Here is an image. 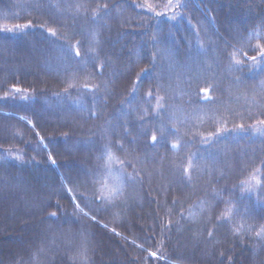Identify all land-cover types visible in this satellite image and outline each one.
Wrapping results in <instances>:
<instances>
[{
    "label": "trees",
    "instance_id": "1",
    "mask_svg": "<svg viewBox=\"0 0 264 264\" xmlns=\"http://www.w3.org/2000/svg\"><path fill=\"white\" fill-rule=\"evenodd\" d=\"M167 4L0 0V264H264V0Z\"/></svg>",
    "mask_w": 264,
    "mask_h": 264
},
{
    "label": "snow or ice",
    "instance_id": "2",
    "mask_svg": "<svg viewBox=\"0 0 264 264\" xmlns=\"http://www.w3.org/2000/svg\"><path fill=\"white\" fill-rule=\"evenodd\" d=\"M171 4H172V0H168L167 7H171ZM147 10H148V11H153L154 9H153L151 6H149V8H148ZM155 14L158 15V16H159V15H163V13H161V12H159V11H156ZM16 27H17V29L20 28L19 25H17ZM0 30L8 31V32L13 31V29H10V28H7V27H5L4 29H0ZM52 35H55V33H52ZM76 55L79 56V52H77ZM260 55H261L262 57H264V50L261 51ZM252 59H253V61H255V60H256V57H253ZM14 91H15V92H19L20 90H19V89H14ZM6 95H7V94H6ZM21 119H23V117H21ZM29 123H31V122H29ZM261 123H264V121H262ZM37 135H39V133H37ZM152 141H153V143L156 142V137H155V136L152 137ZM172 147H173V149H175V148H176V145H172ZM48 159H49L50 161H52V163H55V161H54V159H53V157H52L51 155H49ZM184 171L187 173V172H188V169L186 168ZM79 207H80V206L77 204V208H79ZM52 215L54 216L55 213H53ZM85 215H87V213H85ZM149 255L155 257V256H156V253H154V252H150Z\"/></svg>",
    "mask_w": 264,
    "mask_h": 264
}]
</instances>
